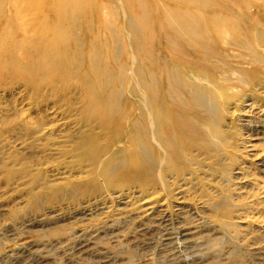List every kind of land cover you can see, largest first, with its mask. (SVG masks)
Instances as JSON below:
<instances>
[{
  "label": "rangeland",
  "instance_id": "obj_1",
  "mask_svg": "<svg viewBox=\"0 0 264 264\" xmlns=\"http://www.w3.org/2000/svg\"><path fill=\"white\" fill-rule=\"evenodd\" d=\"M10 1L26 0L0 3L7 6ZM29 1L50 6L61 2ZM224 1L234 6V0ZM73 2L84 8L74 27L83 44V59L98 54L108 68L117 71L103 46H108L111 34L121 41L131 38V30L124 26V17L131 13L147 16L157 69L174 66L178 72L198 71L207 65L210 77L232 71L183 50L180 41L177 56L165 48L158 26L165 13L180 14L187 9L179 0ZM214 11L221 12L218 7ZM52 12L46 13L48 24L55 22ZM257 13V19L264 22V15ZM8 14L13 20L7 9ZM108 22L114 33L106 29ZM258 31L264 28L242 30L246 36ZM209 32L216 56L230 53L212 29ZM90 41L95 42V49L88 47ZM257 44L261 50L258 45L247 51L234 49V101L220 104L216 116L198 110L208 125L216 127L222 151L216 156L193 152L196 162L180 175L168 174L164 187L142 191L127 177L109 183L98 180L83 189L84 167H71L70 160L53 153H30L16 137L0 139V264H264V60L249 63L257 54L264 56V40ZM183 56L192 60L180 59ZM118 61L126 64L123 56ZM253 74L263 77L253 80ZM20 96L14 97L19 100ZM13 100L0 93L1 102ZM251 103L253 113L246 107ZM18 107L29 109L28 102ZM61 111L48 114L56 129L64 133L68 128L77 130L75 116L67 117ZM34 116L31 111L30 117Z\"/></svg>",
  "mask_w": 264,
  "mask_h": 264
},
{
  "label": "bare ground",
  "instance_id": "obj_2",
  "mask_svg": "<svg viewBox=\"0 0 264 264\" xmlns=\"http://www.w3.org/2000/svg\"><path fill=\"white\" fill-rule=\"evenodd\" d=\"M179 2L187 9L180 14L165 13L162 26H158L165 48L174 56L182 48L199 53L203 61L209 59L231 69L230 75L210 77L207 65L198 71L178 72L174 66L157 69V53L152 52L149 24L143 14L124 17V26L132 32L127 41L115 38L106 23L111 38L103 48L117 68L112 71L98 54L82 57L83 44L74 29L84 10L79 3H0V93L14 98L0 101V139L16 137L30 153H53L70 160L71 167H84L83 189L98 180L109 183L127 177L142 191L164 187L168 174L180 175L196 162L193 152L219 155L223 141L199 111L216 116L220 104L234 101V49L247 51L257 45L262 49L257 43L264 40L263 31L246 36L242 30L264 28V22L257 19V12L264 15V0H234V6L224 0ZM217 7L220 13L214 11ZM7 9L13 20L6 15ZM52 11L55 22L48 24L46 13ZM211 29L231 50L224 57L216 56L215 45L208 40ZM88 47L95 49V42L90 41ZM122 56L125 65L119 64ZM263 60L264 56L257 54L249 63L252 66ZM258 76L253 74L252 79L263 74ZM238 82L242 83L240 77ZM17 94L19 100L14 97ZM24 102L29 106L25 111L18 107ZM58 105L64 107L62 111ZM246 107L254 112L253 103ZM59 110L67 117L75 116L77 130L68 128L64 133L56 129L48 114Z\"/></svg>",
  "mask_w": 264,
  "mask_h": 264
}]
</instances>
